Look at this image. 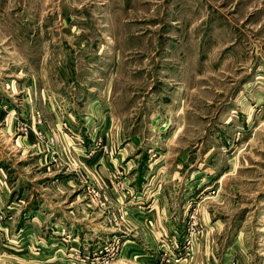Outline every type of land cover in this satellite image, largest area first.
<instances>
[{
	"label": "rangeland",
	"instance_id": "rangeland-1",
	"mask_svg": "<svg viewBox=\"0 0 264 264\" xmlns=\"http://www.w3.org/2000/svg\"><path fill=\"white\" fill-rule=\"evenodd\" d=\"M217 252L264 264V0H0V264Z\"/></svg>",
	"mask_w": 264,
	"mask_h": 264
},
{
	"label": "crops",
	"instance_id": "crops-1",
	"mask_svg": "<svg viewBox=\"0 0 264 264\" xmlns=\"http://www.w3.org/2000/svg\"><path fill=\"white\" fill-rule=\"evenodd\" d=\"M3 194H1L2 196ZM33 211V210H32ZM32 216L36 217V221L39 220H45V216H42V214L38 213L33 214ZM34 217V218H35ZM42 218V219H41ZM50 222V225H46V229H51L53 230L54 228L59 227V226H64L65 223H63L62 221V216H57V217H52L50 220H48ZM47 221V223H49ZM63 224V225H62ZM213 224H217L216 222H214ZM75 228V233L76 235H78L80 237V233L81 231H83V229H87L88 231L91 229H89L85 224H76L73 225ZM213 227H217L218 226H213ZM218 245V242L216 244V246ZM195 260V259H194ZM232 260L233 264H246L245 261L242 258V255L240 253L234 252L233 254H228V253H222V255H220L219 257V252L215 253V254H207L205 256L200 257L199 258V264H229V261ZM152 261V260H151ZM196 261V260H195ZM180 264H189L186 259H183V261Z\"/></svg>",
	"mask_w": 264,
	"mask_h": 264
}]
</instances>
